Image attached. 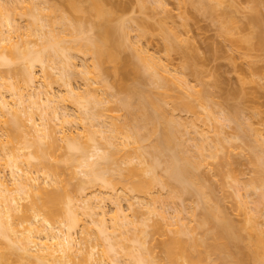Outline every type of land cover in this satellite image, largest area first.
Returning a JSON list of instances; mask_svg holds the SVG:
<instances>
[{
	"label": "bare ground",
	"instance_id": "obj_1",
	"mask_svg": "<svg viewBox=\"0 0 264 264\" xmlns=\"http://www.w3.org/2000/svg\"><path fill=\"white\" fill-rule=\"evenodd\" d=\"M49 1L0 0V264H264L257 133L194 103L202 91L170 68L169 55L154 56L145 32L107 1ZM208 1L196 0L204 13L215 7ZM64 5L89 15V27L65 16ZM169 34L168 52L180 38ZM258 41L264 47L263 34ZM223 118L236 124L253 166L234 195L241 224L199 173L211 160L219 167L232 145L220 136ZM155 236L163 259L150 245Z\"/></svg>",
	"mask_w": 264,
	"mask_h": 264
},
{
	"label": "rangeland",
	"instance_id": "obj_2",
	"mask_svg": "<svg viewBox=\"0 0 264 264\" xmlns=\"http://www.w3.org/2000/svg\"><path fill=\"white\" fill-rule=\"evenodd\" d=\"M105 1L108 2V8L117 12V16L124 20H133L134 25L141 32H145L144 42L147 44L145 46L155 53L154 56L165 59V56L169 55L167 58L172 63L170 68L173 66L174 69H171H176L180 75L182 73L183 78L191 86L202 91L203 98L200 101L193 100L194 103L210 104L218 113L215 115L219 119L222 115H226L225 117L230 115L237 117L238 122L241 121L244 124L247 122L248 126H251V130L257 133L260 141L264 142V47L258 45V38L260 35H264V0H224L220 5L218 3L221 0H215L218 2L216 5L214 0L211 2L206 0L215 6H212L214 7L212 13L201 11L196 0L192 2L191 0H158L163 3L161 8L166 7L164 12L163 8L155 9L157 6L155 0ZM49 3L59 4L56 0H50ZM77 4L87 6L88 3L86 0H77ZM199 7L201 6L199 5ZM63 10L65 16L69 18L76 19L79 18V15L82 16L84 26L89 27L91 21L89 15H74L65 5ZM256 17L259 18L260 25L256 24ZM252 18L255 19L254 23L251 22ZM172 32L179 34L180 38L175 41V47L171 48L173 50L168 52V38L164 39L163 35L169 37L171 35L169 33ZM259 40L261 41V39ZM124 55H129L128 51H125ZM79 62L78 60L77 63ZM82 82L84 81L73 82L75 87L80 88V91L84 89ZM52 86L54 92L58 91L57 89L60 87L58 84ZM181 91L179 90L180 97L185 98ZM168 106L170 107V105ZM172 109L168 110L172 112L174 110ZM197 109L198 113L201 112L205 115V110ZM178 110L173 111V114L180 116L184 122L196 120L193 119L195 115L192 113ZM224 118L223 134L220 136L226 139L233 138L232 145L219 154L224 159L223 162L218 159L219 167L214 165L215 161L211 160L209 166H203L199 173L205 179V184L212 188L220 199H223H221L222 207L224 206L234 223L241 224L243 216L236 211L234 195L238 188L243 187L249 179L254 177L253 166L248 158L247 150H244L245 147L242 148L240 141L236 139V124L229 125L228 121H224ZM205 122L208 126L210 125L209 121ZM195 123L199 125L198 130L200 131L205 129L203 127H207L202 124V121L200 123L196 120ZM207 128L209 129V127ZM209 130L216 131L212 127ZM192 149L195 148L192 147ZM82 177L79 175L77 179L73 180L74 187L79 185ZM165 191L160 192L161 196L166 194ZM248 198L256 200L255 192L251 191ZM191 200L190 208L195 206L194 203L192 206ZM185 206L187 208V204ZM108 207L111 208L109 204ZM164 209L169 210V208ZM168 210L166 214L170 215L173 211ZM187 212L189 213V208ZM187 212L185 213L187 214ZM161 242L162 238L158 236H155L154 240L150 239V245L154 247L155 253L160 259L163 257Z\"/></svg>",
	"mask_w": 264,
	"mask_h": 264
}]
</instances>
